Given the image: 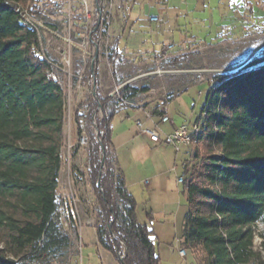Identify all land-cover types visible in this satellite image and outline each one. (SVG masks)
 <instances>
[{
    "label": "trees",
    "instance_id": "1",
    "mask_svg": "<svg viewBox=\"0 0 264 264\" xmlns=\"http://www.w3.org/2000/svg\"><path fill=\"white\" fill-rule=\"evenodd\" d=\"M25 10L42 13L37 0H0V264H51L79 233L73 199L59 194L67 93ZM104 21L92 29L96 44ZM90 74L98 88V64ZM212 81L197 118L202 131L185 190L181 246L202 264H264L255 247L256 227L264 224V47ZM146 90L126 84L116 100L98 91L93 109L75 116L83 133L100 104L107 113L98 125L104 167L95 134L84 148L85 166L99 206V243L116 256L125 250V264H161L154 229L139 221L138 202L110 151L118 101Z\"/></svg>",
    "mask_w": 264,
    "mask_h": 264
},
{
    "label": "rangeland",
    "instance_id": "2",
    "mask_svg": "<svg viewBox=\"0 0 264 264\" xmlns=\"http://www.w3.org/2000/svg\"><path fill=\"white\" fill-rule=\"evenodd\" d=\"M61 4L60 9L54 8V3ZM110 0H105L102 9L103 21L106 20L105 29L101 33V37L96 44L99 50V58L102 63L107 62L111 49L115 44L113 37L112 22L114 13ZM221 0H171V23L175 31V43L177 44L167 54H160L155 57L143 56L140 52H134L136 47L132 45L129 39L131 28L134 26L133 21L129 23L126 34L123 35L121 43L123 49L127 52L122 58L114 59V68L110 66H99V87H94V76H91L92 59L95 52L94 44H86L87 34L82 28L83 5L80 0H72L73 8L71 19L66 14L67 6L65 0H37V6L41 10V16L32 15L34 20L41 24L40 42L44 54L50 58L53 64L63 73V84L67 93V117L64 129V148L62 168L60 171L59 194L62 199L70 197L73 202L78 204L80 211H85L90 215L91 220L96 224L100 222L99 206L96 202L91 184L89 182L88 171L86 165V157L84 156V148L87 145L79 143L82 135L87 137V143L92 134H95L97 140L103 142L99 136L100 129L98 125L101 118L107 116L103 108H98L87 124V129L83 133L77 130L75 116L77 110L80 113L87 114L91 111L93 90L98 91L102 96H110L117 99L120 96L117 89L121 90L126 84H132L139 88H147L146 91L140 92L131 99L120 100L118 105L121 106H138L139 104H149L151 102L158 103L164 100L166 96L170 98L176 97L171 101V114L178 121L184 119L183 115L190 117L192 114L193 121L199 115L203 97L199 96V91L203 93L213 86L212 77L218 73H230L237 71L243 64L256 55L260 49L264 47V23L255 25L254 29L245 31L238 37H230L229 35L221 36L214 39L217 29L223 28L224 6L219 5ZM232 1V0H231ZM250 6L253 5L258 19L263 17L264 3L260 4L258 0H249ZM155 4V0H152ZM239 2V1H238ZM227 3L229 6L232 5ZM207 4V6H205ZM147 5V4H146ZM95 10L96 5L93 7ZM146 9H149L147 5ZM157 10V9H156ZM184 10H189L188 14H181ZM26 11V10H25ZM148 11V10H146ZM226 18L234 19L235 14L227 8ZM147 14V12H146ZM101 18V20H102ZM177 19V20H176ZM237 19V18H235ZM141 20L138 23H143ZM110 21V22H109ZM137 23V24H138ZM181 23H184L181 24ZM175 25H179L181 31H176ZM157 26V24H155ZM144 29L148 26L143 24ZM50 29V30H48ZM149 30V29H148ZM81 31V34H78ZM181 34H184L183 38ZM71 36V44L65 40V37ZM193 35L198 37V42H193ZM157 36V35H156ZM186 36H189L187 38ZM201 41L205 42H200ZM166 36L161 37V41H166ZM150 39V38H149ZM154 41L158 42V40ZM169 39V38H168ZM184 41L188 45H183ZM175 43L174 46H175ZM95 45V46H96ZM157 50H159V43ZM183 45V46H182ZM71 51V66L66 67L63 62V50ZM153 50L152 43L146 47ZM81 54H80V52ZM84 53V54H83ZM82 59V60H81ZM204 84H200V83ZM122 86V87H120ZM127 110L115 114L112 118V130L115 134H121L118 140L126 139L132 135L137 136L135 120L139 117ZM196 143L190 146V152L193 159L191 169L196 162L194 152ZM171 164L174 155L179 156L182 163L187 156L188 147L182 146L180 151H176L174 147L167 146ZM114 161H117L115 153L111 150ZM138 155L134 160V164H139L138 160L151 157L152 152L138 151ZM172 156V157H171ZM103 158V154H102ZM120 160L124 163V157L120 156ZM137 160V161H136ZM131 163V162H130ZM132 164V163H131ZM102 169V167H101ZM190 171L186 178L189 183ZM127 182V181H126ZM129 189V188H128ZM130 193L137 200H143L141 196L146 195L142 192L141 185L129 189ZM158 195L155 193L154 197ZM146 197H148L146 195ZM80 201H77L78 199ZM87 199L90 200L88 202ZM158 202V201H156ZM139 209L141 222L145 221L144 211ZM77 210V208H76ZM84 213V212H83ZM92 216V217H91ZM156 224V223H155ZM65 226L70 230L68 223ZM79 233L72 234V244L66 252L51 264H119L114 254L103 249L96 244V234L94 229L87 223L79 224ZM152 227V225H150ZM168 232V231H166ZM168 235L167 233H165ZM174 235L171 225V239ZM168 237V236H167ZM158 242V241H156ZM2 243L0 242V248ZM255 247L262 251L264 260V224L260 223L256 227ZM115 258V259H114ZM202 264L201 259H194L190 252L187 251L186 256L180 257L177 252L171 253L170 258H164L161 264ZM43 264V263H40Z\"/></svg>",
    "mask_w": 264,
    "mask_h": 264
},
{
    "label": "crops",
    "instance_id": "3",
    "mask_svg": "<svg viewBox=\"0 0 264 264\" xmlns=\"http://www.w3.org/2000/svg\"><path fill=\"white\" fill-rule=\"evenodd\" d=\"M104 1L105 0H98V3H96L97 6L100 3L103 5ZM170 1L171 0H155L154 4L152 0H110L109 4L112 6V13H114V19L112 22V34L113 37H115V44L112 47L111 52H114L113 55H115V57L113 59L109 58L107 62L104 61L103 63L102 60L98 58V69L100 65H107L113 69L114 59L122 58L124 55H126V53H129L125 49H123L121 40L123 35L126 34L127 26L131 21L135 22L134 26L130 30L131 33L129 36V39L132 41V45L136 47L134 52H140L143 56L146 57H155L163 54L164 49L168 44L175 43V31L171 26V17L174 14L171 15ZM227 1L232 5L229 6L227 3H225ZM146 4L149 6V9H146ZM250 4L251 3L249 0H221L219 5L224 6V11H222V16L224 17L222 19L223 28L220 27V29H217V32L213 38L216 39L218 37L220 38L221 36L226 35H229L230 37H238L239 35L245 33L246 30L249 31L250 29H254L255 25H260V23L262 22L264 23V14L262 15L263 17L258 19L253 5L250 6ZM205 6H207V4H205ZM101 7L103 9V6ZM227 8H230V10L235 14L234 19L226 18ZM187 12H189V10H184L183 12H181V14L184 13L185 15H187ZM151 16H158L159 19L157 21H152L150 19ZM141 18L143 19L142 24L138 23ZM143 24L148 26L149 30L144 29ZM155 24H157V26H155ZM181 24L184 25V23ZM105 26L106 20L104 21V23H102V31L105 29ZM175 27L176 31L179 30L182 32V29L179 25H175ZM101 33L99 35V38L101 37ZM163 36H166L165 39H167L164 42L161 41V37ZM181 36L183 38L184 34H181ZM154 37L156 38L155 40H158V42L154 41ZM186 37L189 38V36ZM192 38L193 42H198V37L193 35ZM201 40L202 39L200 38V42H205ZM150 43H152V47L154 48L153 50L146 49V47H148ZM155 43L160 44L159 50L156 49L157 45H155ZM176 45L177 44L175 43L174 47H176ZM183 45L186 46L188 45V43L184 41ZM200 84L204 83L201 82ZM210 86L211 85H209V87ZM208 89L204 93L201 90L199 91V96L200 94V97L204 96L203 104ZM176 97L170 98L169 96H166L164 100H161L158 103L151 102L149 104H139L136 107L121 106L120 108H118L115 114H119L127 110L128 116H130L131 114L130 111L134 112L136 116H139L135 120L136 130H134V132L137 133V136L132 135L126 139L118 140L121 134H115L114 130H112V119L110 120V126L112 130L111 150L114 151L118 165L125 174L127 187L129 189H132L133 187L141 185L142 192L146 193V195L148 196H141L143 200L136 199L138 202V219L140 221L139 209L142 208L141 210L144 211L146 221L144 223L152 225V228L154 229L156 241H158L157 244L161 261L164 258H170L171 253L173 252H177L180 257H183L180 255L179 249L183 248L181 246L183 221L184 216L188 210L185 192L187 186L185 184L179 183L178 178L180 176L186 177L187 173L191 169L193 159L190 152V146H186L188 147V154L183 159L182 163H180L179 161V156L175 154L173 163L171 164L172 160L170 161L168 151L161 150L166 149L167 146L171 147V145L154 143L140 131L145 127H157L162 132L170 133L180 124L192 120L194 114H192L190 117L183 115L184 119L180 121L172 116L171 101ZM164 106L166 107V113L170 116L173 122L162 121L161 118L164 113L162 108ZM200 115L201 111L199 115L196 116L195 120ZM138 151L152 152V154L151 157L147 158V160H145V158H141L140 160H138V165H133V162L139 153ZM120 156L124 157V163L121 162ZM155 193L158 195L156 198L154 197ZM86 200L90 202L89 199L86 198ZM77 201L80 200L78 199ZM76 208L79 218V224L81 225L87 223L88 225H90L91 228L94 229L96 234V244L105 249L99 243L95 221L91 220L90 215L86 213V210L80 211L77 203ZM171 225L174 232V235H172V239ZM80 233L81 232L79 231V236ZM165 233H167L168 235H166ZM118 256L114 254V257L116 258V260H118V263L122 264L120 256Z\"/></svg>",
    "mask_w": 264,
    "mask_h": 264
},
{
    "label": "built area",
    "instance_id": "4",
    "mask_svg": "<svg viewBox=\"0 0 264 264\" xmlns=\"http://www.w3.org/2000/svg\"><path fill=\"white\" fill-rule=\"evenodd\" d=\"M83 5V14H82V28L83 32L87 34L86 44H94L93 51L96 53L98 50V46L96 45L95 41L92 38V29L97 24L101 23V20L99 19V12H98V6H100L96 3H98V0H80ZM260 4L264 3V0H258ZM65 4L67 6L66 14L68 16V19H71L72 15V8H73V2L72 0H65ZM61 4L58 2L54 3L55 9H60ZM96 5V10L93 8ZM33 14H31L29 11H24V18L27 23H29L33 28H35L38 31L39 37H40V28H42L41 24H39L36 20H34ZM152 21H157L159 19L158 16H151L150 18ZM50 30V29H48ZM78 34H81V31H79ZM65 40L71 44V36L65 37ZM96 45V46H95ZM174 48V44H168L164 49V54H167ZM84 54V53H83ZM63 62L64 65L68 68L71 66V51L66 49L63 50ZM94 59H92L93 62ZM122 87V86H120ZM118 93L121 91L117 89ZM163 115H162V121L163 122H173V120L170 118V116L166 113V107L164 106L162 108ZM202 131V122L196 120H190L188 122H184L177 126L172 132L166 133L162 132L159 128H151V127H145L141 129V133L146 135L152 142L154 143H163L167 145H171L175 148L176 151H180L182 146H192L197 142V137L199 133ZM79 143L82 145L87 144V137L82 135L79 139ZM178 182L188 185L187 178L185 176H180L178 178ZM179 253L181 256H186L187 251L184 248L179 249ZM121 255L125 256V250L120 253ZM56 263V262H55Z\"/></svg>",
    "mask_w": 264,
    "mask_h": 264
},
{
    "label": "water",
    "instance_id": "5",
    "mask_svg": "<svg viewBox=\"0 0 264 264\" xmlns=\"http://www.w3.org/2000/svg\"><path fill=\"white\" fill-rule=\"evenodd\" d=\"M98 12H99V19L101 20V18H102V7L101 6H98ZM98 58H99V50L96 51L95 56H94V60L92 62V71H93L94 74H95V65L98 62ZM94 87H96V81H95V79H94ZM93 94L94 95H97V91L96 90H93ZM99 107L100 108H103L102 104H100ZM101 147H102V153H103L101 167L103 168L104 167V163H105V152H106L105 145H104L103 142H101ZM109 228L111 230V224L109 225ZM119 256H120V259L122 261V264H125V262L123 261V258L125 256L121 255L120 253H119Z\"/></svg>",
    "mask_w": 264,
    "mask_h": 264
}]
</instances>
